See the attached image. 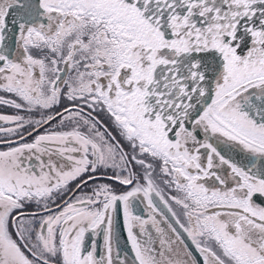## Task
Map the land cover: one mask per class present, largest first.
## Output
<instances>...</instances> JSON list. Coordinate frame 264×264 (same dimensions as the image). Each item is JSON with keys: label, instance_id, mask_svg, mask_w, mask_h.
Returning a JSON list of instances; mask_svg holds the SVG:
<instances>
[{"label": "snow or ice", "instance_id": "6c2138e0", "mask_svg": "<svg viewBox=\"0 0 264 264\" xmlns=\"http://www.w3.org/2000/svg\"><path fill=\"white\" fill-rule=\"evenodd\" d=\"M0 264H264V0H0Z\"/></svg>", "mask_w": 264, "mask_h": 264}, {"label": "flooded vegetation", "instance_id": "af4514ba", "mask_svg": "<svg viewBox=\"0 0 264 264\" xmlns=\"http://www.w3.org/2000/svg\"><path fill=\"white\" fill-rule=\"evenodd\" d=\"M142 207H143V206H142V205H140V206H139V208H138V210H139L140 208H142Z\"/></svg>", "mask_w": 264, "mask_h": 264}, {"label": "water", "instance_id": "95a60500", "mask_svg": "<svg viewBox=\"0 0 264 264\" xmlns=\"http://www.w3.org/2000/svg\"><path fill=\"white\" fill-rule=\"evenodd\" d=\"M125 235H126V234H125ZM121 243L123 244V243H124V240H122Z\"/></svg>", "mask_w": 264, "mask_h": 264}]
</instances>
